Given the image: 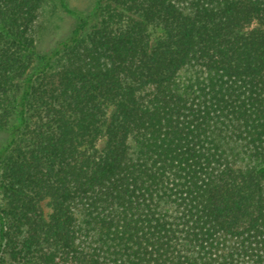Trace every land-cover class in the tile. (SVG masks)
Masks as SVG:
<instances>
[{"label":"trees","instance_id":"trees-1","mask_svg":"<svg viewBox=\"0 0 264 264\" xmlns=\"http://www.w3.org/2000/svg\"><path fill=\"white\" fill-rule=\"evenodd\" d=\"M0 0V264H264V0H95L38 48Z\"/></svg>","mask_w":264,"mask_h":264},{"label":"rangeland","instance_id":"rangeland-1","mask_svg":"<svg viewBox=\"0 0 264 264\" xmlns=\"http://www.w3.org/2000/svg\"><path fill=\"white\" fill-rule=\"evenodd\" d=\"M72 9L90 10L95 0H64ZM72 19L66 15L59 5V0H47L42 16L38 22L39 45L42 51H47L65 39L72 27Z\"/></svg>","mask_w":264,"mask_h":264}]
</instances>
